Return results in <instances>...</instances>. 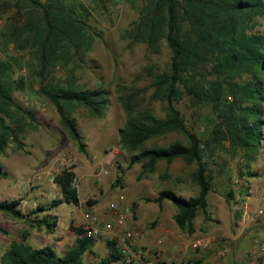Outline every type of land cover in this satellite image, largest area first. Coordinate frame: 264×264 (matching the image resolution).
Here are the masks:
<instances>
[{"label": "trees", "instance_id": "trees-1", "mask_svg": "<svg viewBox=\"0 0 264 264\" xmlns=\"http://www.w3.org/2000/svg\"><path fill=\"white\" fill-rule=\"evenodd\" d=\"M142 1L139 17L126 35L145 43L151 53H159L163 39L171 49L170 71L157 75L153 81V98L166 104V117H157L151 108L136 112L125 98H120L127 121L119 130V145L132 155L127 168H120L115 185L123 183L127 171L137 164L142 166L140 178L154 172L160 161L184 159L196 164L193 179L200 187L197 197L185 198L165 189L156 197L142 198L161 210L164 202H171L177 208L175 223L192 235L201 211L205 221L211 220L207 213L208 196L215 189L206 159L214 158L216 151L228 145L229 150L244 152L252 162L264 149V33L259 30L264 0ZM0 7L15 9L16 16L24 20L20 24L21 20L12 19L0 32V152L11 143L24 147L22 133L30 117L14 99V91L25 88L24 78L14 79L16 65L21 67L14 55L18 52L29 56L28 68L40 84V94L54 105L63 127L86 155L83 136L68 112L73 106H83L94 116L103 117L108 92L80 89L75 76H69L63 86L53 75L58 69L73 74L78 61L86 62L90 47L89 9L78 0H0ZM186 97L193 107L209 110L203 137L189 128L177 106ZM172 132L184 134L188 144L148 146L152 140ZM75 168L76 165L65 167L55 176L63 199L54 200L50 208L39 205L34 215L55 209L65 201L79 205ZM254 175L248 171L245 176ZM0 177H7L1 167ZM226 199L230 204L229 200L234 199L232 191ZM21 203L22 199L0 202V211L28 219L29 215L20 209ZM87 204L93 202L89 199ZM137 205L133 204V212ZM35 223L51 231L57 225L49 219ZM156 224L157 221L153 225ZM72 230L77 240L64 257H59L53 247L34 248L23 239L12 242L0 264H83V257L92 250L95 240L83 237L82 226ZM107 245L109 254L98 264H114L121 258L114 241Z\"/></svg>", "mask_w": 264, "mask_h": 264}, {"label": "rangeland", "instance_id": "rangeland-1", "mask_svg": "<svg viewBox=\"0 0 264 264\" xmlns=\"http://www.w3.org/2000/svg\"><path fill=\"white\" fill-rule=\"evenodd\" d=\"M78 1L90 11L88 21L90 26L88 45L90 47L86 54V62L78 61L79 67H76L73 74H67L58 69L53 76L63 86L69 76H75L76 86L80 89L106 90L108 107L105 115L96 117L83 106H73L72 110H69L70 118L76 122L83 136L87 154L81 153L78 144L63 127L54 105L40 94V84L28 68L29 56L15 52V57L21 61V67L16 65L14 79L24 78L25 88L14 91V99L30 114V117L26 119L27 125L22 133L24 147L19 148L11 143L2 153L0 152V167L7 174L5 178L0 177V202L17 199L23 201L24 199L31 205L36 199L40 205L50 208L54 200L63 199L62 191L55 192L51 197L52 201L42 200L37 194L28 198L27 194L34 190L32 188L35 185L34 177L56 176L65 167L75 164V159H77L79 179L77 187L80 203L76 205L65 201L57 208L40 212L37 215L33 214L34 211H29L28 219H17L0 211V259L13 241L23 239H26L34 248L53 247L59 257H64L74 247L77 240L72 227L87 225L89 217L95 218V225L103 226L104 223L113 219L111 204L118 203L121 206L116 200H124L127 194L133 193V199L134 197L142 199L157 194L159 190L172 189L178 194L179 189H190V183L181 184L178 178L188 174L193 176L197 170L196 164H189L184 159L172 163L160 161L154 172L147 173L140 178L142 166L137 164L132 170L130 169L131 171L128 170L130 172L127 191H123V187L126 186L125 181L120 185H115L120 168H127L132 155L119 145V130L125 126L127 121L120 98H125L128 105L135 107L136 112L151 108L157 117L165 118L166 104L153 98L156 90L153 87V81L157 75L170 71L172 52L165 39L161 42L159 53H151L145 43L136 42L127 37V31L132 28L139 17V10L143 5L142 0ZM12 19L21 20L20 24L24 23L23 19L16 16L15 9L6 10L0 7V32ZM260 22L259 30L264 33V17L260 18ZM1 56L5 58L6 55L1 52ZM261 78L264 81V75ZM177 106L183 113L189 128L198 136L203 137L208 127L206 117L209 115V110L193 107L188 97ZM173 142L188 144V138L184 134L172 132L152 140L148 146L154 144L166 146ZM107 154L111 156L106 157ZM206 161L215 189V192L210 194H213L215 199L223 194L227 197L233 188L240 190L244 176L251 171L248 165L250 162L244 152L229 150L228 145L225 149L216 151L214 158H207ZM89 170L95 174L93 180L85 174ZM104 171H107V174ZM127 173L124 180H126ZM98 174H101L102 178L100 183L97 182L96 175ZM26 190L29 192L26 193ZM89 199L93 205L87 204ZM140 201L142 200L129 203L128 215L132 214L133 203ZM167 203L168 207L176 209L171 202L167 201ZM140 204V229L136 230L141 234L144 232L147 239L151 234L152 239L156 240L154 234L159 225V220L155 219L156 207L143 201ZM165 211L172 213L173 209H165ZM131 218L133 223H137L136 215H132ZM43 219H49L57 225L51 231L35 223ZM201 219L202 214L195 221L198 226L201 224ZM155 221L157 224L153 225ZM205 222L197 236L185 237L188 242L191 241L190 248L206 252L208 257H214L205 263L220 264L228 261L230 241L226 233L208 232ZM93 238L95 245L84 255L83 264H98L109 254L107 242L110 241V235ZM197 238H211L209 246L206 248L192 247V242ZM221 249L227 250L225 256L219 255L218 252ZM157 250L159 249H153V252Z\"/></svg>", "mask_w": 264, "mask_h": 264}, {"label": "crops", "instance_id": "crops-1", "mask_svg": "<svg viewBox=\"0 0 264 264\" xmlns=\"http://www.w3.org/2000/svg\"><path fill=\"white\" fill-rule=\"evenodd\" d=\"M264 111V107H263ZM110 154H107L106 157H110ZM181 159H177L178 161ZM174 162V161H173ZM136 166V165H135ZM134 166V167H135ZM251 174H255L254 176H245L242 184V188L235 189L233 188L234 199L228 200L226 199V195L223 194L220 198H213V194H209L208 196V209L207 213L211 216V220L206 221L205 225L207 226L208 232H223L226 233V237L230 241V258L227 259L224 263L220 264H264V258H255V257H247V253L253 248L254 242L257 240L264 242V214L261 217H258L255 220H252L259 210L264 211V151H260L257 158L250 162ZM77 164L75 168V173L77 175ZM133 169V168H132ZM131 169V170H132ZM130 170V171H131ZM126 176L125 187H123V191L128 190L129 179L128 174ZM195 171V170H194ZM84 171H82V174ZM107 172V171H104ZM111 175H113L112 171H110ZM87 176H90L92 180L95 177V174L92 171H87L85 173ZM34 177V176H33ZM48 176L41 175L40 177H34L33 182L34 188L33 192H29L26 190L28 198L35 196L37 194L43 199H49L45 201H52L51 197H53L55 192H58L60 188L57 185L50 184ZM78 179V175H77ZM178 182H182L181 184L190 183V189H179L181 195L185 198L197 197L200 193V187L193 181L192 174H188L183 176L182 178L179 176ZM28 184L30 182H27ZM172 190V189H171ZM161 190L157 191V194ZM157 194L151 196L156 197ZM36 195V197H37ZM133 193L131 195L127 194L124 200H116L121 204V207L129 210V203H132L135 200L142 199H133ZM136 196V195H135ZM23 198V197H22ZM31 205L28 204L27 201H22L21 210L25 214H29V211H36L38 208H34L35 203H39L36 199H34ZM143 201V200H142ZM140 201V202H142ZM140 202L135 209V212L132 210V214H127V228L130 230L140 229ZM145 202V201H143ZM37 203V204H38ZM135 203V202H134ZM133 203V204H134ZM146 203V202H145ZM154 207H156V218L159 220V225L156 229L155 239L153 240L151 234L148 235L147 239L140 231L141 234V244L149 250V252H153V249H159L163 251L165 256H175L179 259L187 260L192 264H204L207 260H211L214 257H208L206 252L195 251L190 248V242L187 241L185 237L197 236L202 229L203 223L205 221V215L201 211L199 213L202 214L201 224L195 223V233L189 235L186 232H183L175 223L174 215L177 212V208L168 207V203H163V208H161L155 204L151 203ZM40 205V203L38 204ZM134 208V207H133ZM103 209V208H102ZM101 209V210H102ZM165 209H173L172 213L168 211L167 213ZM27 210V211H26ZM149 212V210H146ZM132 215H136L137 223L132 222ZM198 215V216H199ZM210 230V231H209ZM178 264V263H175Z\"/></svg>", "mask_w": 264, "mask_h": 264}, {"label": "built area", "instance_id": "built-area-1", "mask_svg": "<svg viewBox=\"0 0 264 264\" xmlns=\"http://www.w3.org/2000/svg\"><path fill=\"white\" fill-rule=\"evenodd\" d=\"M77 159H75V164ZM70 167V166H67ZM75 171V170H74ZM107 174V172H104ZM50 184H55V176H48ZM97 182L102 181L101 174L96 175ZM79 179H76L75 186L77 187ZM78 189V187H77ZM37 203L34 204V208H38ZM130 210L122 208L118 203L111 204L112 220L104 223L103 226L95 225V218L89 217L88 224L83 226V237H95L110 235V241L115 242V247L118 250L121 258L114 264H192L187 260L179 259L175 256H165L163 251L157 250L155 252H149L141 244V234L135 230H129L126 228L127 214ZM264 214L263 210H259L256 216L252 219L255 220ZM211 238H197L191 246L194 248H206L209 246ZM220 256H225L226 249L219 250ZM247 257L264 258V242L257 240L254 242L253 248L247 253ZM204 264H219L217 262H209Z\"/></svg>", "mask_w": 264, "mask_h": 264}]
</instances>
